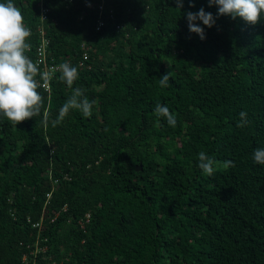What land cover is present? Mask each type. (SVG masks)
I'll list each match as a JSON object with an SVG mask.
<instances>
[{
    "label": "trees",
    "instance_id": "1",
    "mask_svg": "<svg viewBox=\"0 0 264 264\" xmlns=\"http://www.w3.org/2000/svg\"><path fill=\"white\" fill-rule=\"evenodd\" d=\"M40 1L14 0L35 62ZM88 1L44 0V31L48 64L78 68L73 88L96 101L92 116L73 110L52 127L72 94L60 71L39 90L40 116H0V264H264V165L253 159L264 148V15L252 25L208 0H108L117 20L98 32ZM201 7L217 17L196 22L204 40L186 16ZM200 152L217 162L213 175Z\"/></svg>",
    "mask_w": 264,
    "mask_h": 264
},
{
    "label": "clouds",
    "instance_id": "2",
    "mask_svg": "<svg viewBox=\"0 0 264 264\" xmlns=\"http://www.w3.org/2000/svg\"><path fill=\"white\" fill-rule=\"evenodd\" d=\"M175 2L178 9L183 8L184 0ZM208 4L209 7L217 6V16H229L233 20L239 17L252 25L259 23L264 15V0H208ZM189 5L194 7V0H189ZM186 16L189 31L196 33L201 40L206 38V34L196 22L201 21L204 26L211 28L217 18L203 7L197 12H187ZM31 35V28L25 24L23 12L14 0L0 2V116L16 125L41 115V110L45 108V97L39 90H47L53 78L51 71H42L39 62L33 61L28 54L31 51ZM57 70L61 73L59 79L72 89V94L59 109L57 118L50 121L52 127L61 123L73 110L80 111L85 118L91 117L96 101L89 100L85 88H73L74 82L79 79L78 68L65 61L59 64ZM169 80L170 73L164 74L158 79L159 85L162 88L169 87ZM154 113L158 118H166L169 126H176V116L167 105L157 102ZM239 116L237 126L245 127L249 123L247 113L241 111ZM42 122L47 126V115ZM156 123L159 126V119ZM253 159L257 164L264 165V148H256ZM215 165L217 162L205 152L198 154V167L206 175L215 173ZM223 167H235V164L227 160L223 162Z\"/></svg>",
    "mask_w": 264,
    "mask_h": 264
},
{
    "label": "built area",
    "instance_id": "3",
    "mask_svg": "<svg viewBox=\"0 0 264 264\" xmlns=\"http://www.w3.org/2000/svg\"><path fill=\"white\" fill-rule=\"evenodd\" d=\"M85 6L90 10H97L99 14V20L97 22L96 30L100 32L107 24L108 21L116 22V11L115 8L108 4V0H97V1H88ZM51 10L44 4V0L40 1V20H41V26L39 27V34L43 37L42 44L39 46L37 50V62H39L40 67L43 68V71H51L53 73V77L57 72H59L57 64L51 63L48 64L47 61V48L49 45V40L45 38V31H44V23L48 21L49 14ZM43 17V18H41ZM123 26L121 24L117 25V30H122ZM84 54H83V62L81 65L84 64L85 61L89 59V49L88 45L84 44ZM45 90V89H44ZM47 92H51V81L50 86L47 90ZM50 196V195H49ZM40 225H36V227H39ZM35 256L36 254L33 253ZM35 264L34 259H29L27 256L23 258V264Z\"/></svg>",
    "mask_w": 264,
    "mask_h": 264
},
{
    "label": "water",
    "instance_id": "4",
    "mask_svg": "<svg viewBox=\"0 0 264 264\" xmlns=\"http://www.w3.org/2000/svg\"><path fill=\"white\" fill-rule=\"evenodd\" d=\"M143 168H142V165L139 166V168L137 169V171H141Z\"/></svg>",
    "mask_w": 264,
    "mask_h": 264
}]
</instances>
